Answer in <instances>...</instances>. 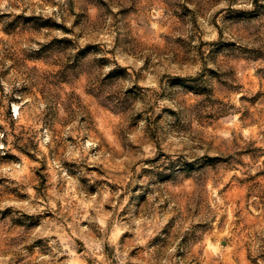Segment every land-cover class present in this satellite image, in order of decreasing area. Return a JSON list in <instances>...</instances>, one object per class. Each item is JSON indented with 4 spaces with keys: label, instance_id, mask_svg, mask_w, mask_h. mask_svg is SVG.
<instances>
[{
    "label": "rangeland",
    "instance_id": "obj_1",
    "mask_svg": "<svg viewBox=\"0 0 264 264\" xmlns=\"http://www.w3.org/2000/svg\"><path fill=\"white\" fill-rule=\"evenodd\" d=\"M0 264H264V0H0Z\"/></svg>",
    "mask_w": 264,
    "mask_h": 264
}]
</instances>
